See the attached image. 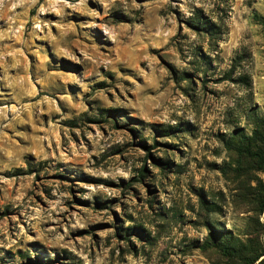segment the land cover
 Masks as SVG:
<instances>
[{
    "label": "rangeland",
    "instance_id": "obj_1",
    "mask_svg": "<svg viewBox=\"0 0 264 264\" xmlns=\"http://www.w3.org/2000/svg\"><path fill=\"white\" fill-rule=\"evenodd\" d=\"M255 15L264 0H0V264H229L200 248L210 229L264 251V175L224 145L264 117Z\"/></svg>",
    "mask_w": 264,
    "mask_h": 264
},
{
    "label": "trees",
    "instance_id": "obj_2",
    "mask_svg": "<svg viewBox=\"0 0 264 264\" xmlns=\"http://www.w3.org/2000/svg\"><path fill=\"white\" fill-rule=\"evenodd\" d=\"M255 17L264 25V15H255ZM195 23L199 30L210 37L216 34L212 23L202 20V18H198ZM239 79L248 85L247 77L241 76ZM252 123L253 128L249 135L237 132L235 135L225 139L224 145L234 156L236 166H247L249 169L264 175V117L257 116ZM160 131L169 134L173 129L168 127ZM139 143L147 147L145 141L142 140ZM252 201L255 205L254 211L260 214L264 220V180H258L253 187ZM203 206L209 213L217 211V207L213 203L208 205L203 201ZM200 248L218 250L229 264H264V258H262L264 255L263 250L245 245L231 235L214 229H210L209 239L203 242Z\"/></svg>",
    "mask_w": 264,
    "mask_h": 264
}]
</instances>
